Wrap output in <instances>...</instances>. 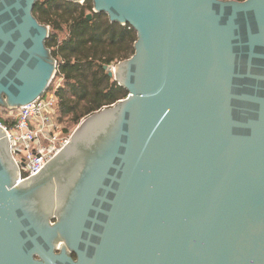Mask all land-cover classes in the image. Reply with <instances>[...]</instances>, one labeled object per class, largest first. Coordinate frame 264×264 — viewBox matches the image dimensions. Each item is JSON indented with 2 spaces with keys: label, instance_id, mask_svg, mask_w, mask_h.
Returning <instances> with one entry per match:
<instances>
[{
  "label": "water",
  "instance_id": "water-1",
  "mask_svg": "<svg viewBox=\"0 0 264 264\" xmlns=\"http://www.w3.org/2000/svg\"><path fill=\"white\" fill-rule=\"evenodd\" d=\"M37 1L0 0L6 109L56 73ZM91 1L136 32L127 96L21 182L0 128V264H264V0Z\"/></svg>",
  "mask_w": 264,
  "mask_h": 264
},
{
  "label": "trees",
  "instance_id": "trees-1",
  "mask_svg": "<svg viewBox=\"0 0 264 264\" xmlns=\"http://www.w3.org/2000/svg\"><path fill=\"white\" fill-rule=\"evenodd\" d=\"M91 0L83 4L66 0H38L33 8L36 19L49 26L46 46L57 62L47 92L56 99V119L64 131H71L86 116L127 96L104 65L129 58L136 32L129 25L110 22L104 13L86 14ZM53 79V80H54ZM6 111V108H2ZM0 111V121L8 123Z\"/></svg>",
  "mask_w": 264,
  "mask_h": 264
},
{
  "label": "built area",
  "instance_id": "built-area-1",
  "mask_svg": "<svg viewBox=\"0 0 264 264\" xmlns=\"http://www.w3.org/2000/svg\"><path fill=\"white\" fill-rule=\"evenodd\" d=\"M59 84L60 79H57L55 86ZM2 116L8 123L0 121V128L6 133L17 165L18 182L36 174L71 137L72 130L64 131L56 119V99L52 92L46 91L16 109H7Z\"/></svg>",
  "mask_w": 264,
  "mask_h": 264
},
{
  "label": "rangeland",
  "instance_id": "rangeland-1",
  "mask_svg": "<svg viewBox=\"0 0 264 264\" xmlns=\"http://www.w3.org/2000/svg\"><path fill=\"white\" fill-rule=\"evenodd\" d=\"M81 3H83V2H81ZM117 62H119V61L113 62V63H111L109 66L112 68ZM55 75H56V73H55ZM55 75H54V76H55ZM53 79H54V77H53ZM53 79H52L53 83H56V80H57L58 78H55L54 80H53ZM52 81H51V82H52ZM2 108H4V107L0 106V111H1V110L3 111ZM75 127H76V126H75ZM75 127H74V128H75ZM74 128H73V129H74ZM73 129H72V130H73Z\"/></svg>",
  "mask_w": 264,
  "mask_h": 264
},
{
  "label": "flooded vegetation",
  "instance_id": "flooded-vegetation-1",
  "mask_svg": "<svg viewBox=\"0 0 264 264\" xmlns=\"http://www.w3.org/2000/svg\"><path fill=\"white\" fill-rule=\"evenodd\" d=\"M84 1H85V0H84ZM84 1H83V3H84ZM83 3H80V4H83ZM91 4H92V1H91ZM88 13H91L90 18H89V19L87 18L88 20H90V19L93 17V15L96 14V13H94V12L92 11V8H91L90 11L87 12V14H88ZM87 14H86V17H87ZM71 255H72L73 258H75V255H74L73 253H72Z\"/></svg>",
  "mask_w": 264,
  "mask_h": 264
}]
</instances>
